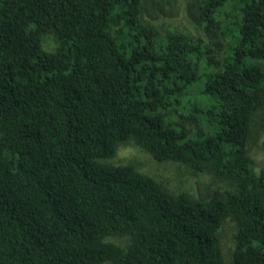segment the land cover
<instances>
[{"label": "trees", "instance_id": "1", "mask_svg": "<svg viewBox=\"0 0 264 264\" xmlns=\"http://www.w3.org/2000/svg\"><path fill=\"white\" fill-rule=\"evenodd\" d=\"M185 2L209 39L176 23L179 0H0V264H264L247 148L264 0ZM126 144L224 188L108 163Z\"/></svg>", "mask_w": 264, "mask_h": 264}, {"label": "rangeland", "instance_id": "2", "mask_svg": "<svg viewBox=\"0 0 264 264\" xmlns=\"http://www.w3.org/2000/svg\"><path fill=\"white\" fill-rule=\"evenodd\" d=\"M174 16L176 23L182 24L195 34H200L209 39V33L202 26H196L187 16V4L185 0H179L175 6ZM217 38L223 41L220 34ZM195 98L201 100L198 95ZM264 135V108L259 110L253 120V130L248 138V153L253 159V165L256 170L264 168V149L261 146V138ZM108 163H125L134 165L137 170L152 176L159 184L166 189H186L196 197H209L214 192L220 193L223 190V184L213 183L211 176L207 173L194 174L188 172L185 168L177 170L173 164L157 162L148 153L140 150L134 145L126 144L117 148L115 155L107 160ZM180 175V176H179ZM233 228L232 223L227 221L221 232L222 246L225 254L229 255L230 239Z\"/></svg>", "mask_w": 264, "mask_h": 264}]
</instances>
